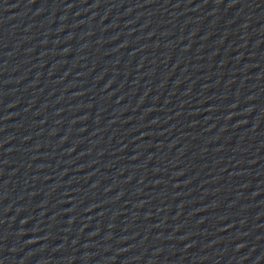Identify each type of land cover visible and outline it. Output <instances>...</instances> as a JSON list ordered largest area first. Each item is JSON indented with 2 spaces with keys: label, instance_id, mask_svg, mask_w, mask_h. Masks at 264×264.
I'll return each mask as SVG.
<instances>
[{
  "label": "water",
  "instance_id": "obj_1",
  "mask_svg": "<svg viewBox=\"0 0 264 264\" xmlns=\"http://www.w3.org/2000/svg\"><path fill=\"white\" fill-rule=\"evenodd\" d=\"M0 264H264V0H0Z\"/></svg>",
  "mask_w": 264,
  "mask_h": 264
}]
</instances>
